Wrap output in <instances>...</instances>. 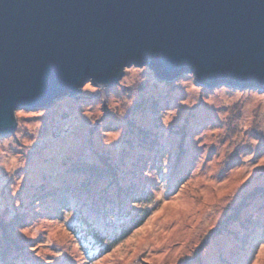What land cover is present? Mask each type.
Listing matches in <instances>:
<instances>
[{
	"label": "rangeland",
	"instance_id": "obj_1",
	"mask_svg": "<svg viewBox=\"0 0 264 264\" xmlns=\"http://www.w3.org/2000/svg\"><path fill=\"white\" fill-rule=\"evenodd\" d=\"M15 118L0 139V227L22 220L8 229L13 251L0 245L8 264H264V93L204 88L193 74L166 83L132 66L113 86L89 82ZM138 128L159 153L143 151ZM87 165L150 198L124 201L141 226L93 256L75 229L82 205L65 211L47 196L64 186L66 198L65 180L82 186ZM100 177L104 189L112 177Z\"/></svg>",
	"mask_w": 264,
	"mask_h": 264
},
{
	"label": "water",
	"instance_id": "obj_2",
	"mask_svg": "<svg viewBox=\"0 0 264 264\" xmlns=\"http://www.w3.org/2000/svg\"><path fill=\"white\" fill-rule=\"evenodd\" d=\"M132 66L264 93V0H0V139L16 111L113 86Z\"/></svg>",
	"mask_w": 264,
	"mask_h": 264
},
{
	"label": "trees",
	"instance_id": "obj_3",
	"mask_svg": "<svg viewBox=\"0 0 264 264\" xmlns=\"http://www.w3.org/2000/svg\"><path fill=\"white\" fill-rule=\"evenodd\" d=\"M137 130L138 135L142 137V141L146 144L142 145L143 151L147 150L146 147H148L150 149L149 151L147 150V152H152V146L154 145L153 153H159L158 148L155 147L157 142H154L156 138L154 132L148 128H138ZM183 131L184 130H182V132ZM181 147H183V145H181ZM144 154H146V152H144ZM144 154L142 152L141 157L138 162H136L135 165L137 167L142 166L143 163L141 160H143L142 158H144ZM84 169L90 171V179L84 180L85 183L80 187L73 186L71 188L66 187L68 186V182L65 180V188L67 189H65L64 193L67 194L66 198L61 199L62 196L58 193L59 191L61 192V190H64V186H61L63 189L55 191L51 195L48 194L47 196L55 199L53 203L56 207L60 208L59 206H66L65 208H62L65 211L70 210L75 204L82 205V208L80 209V212H82L79 215L80 219L78 220L79 222H76L77 227H75V229L78 237H80L81 246L84 248L86 255L93 256L99 251L106 250L109 244L111 246L112 243L118 242L119 239H123L131 231L141 226L140 215H138L137 218H133L134 214H131L133 212L129 210L125 200L137 197L135 203H143L148 202L150 198H147V196L142 197L139 195L140 193L137 195L138 192L134 191L136 185L128 184V178H122L118 181L115 180L117 179V175H115L112 170L101 171L98 173L100 168L96 165H87V167L83 166L81 171ZM100 173L108 174L112 177L111 183H109L104 189H101L98 186L99 179L102 178L100 177ZM92 176H95V178ZM95 179L96 181H94ZM125 181L126 183L123 184L122 182ZM69 202H72L73 204H65ZM139 209H142L141 206ZM139 212L146 214V211L144 212L143 209ZM108 216H115L116 221H108ZM20 220L21 218L17 215V217H14L7 224V228L2 225V227H0V245L7 244L5 248H8L10 252L13 251L14 242L11 240V233L8 229H10V226L13 224L22 222V220ZM0 222L2 221L0 220ZM4 257L5 256L0 257V264H8L7 258Z\"/></svg>",
	"mask_w": 264,
	"mask_h": 264
},
{
	"label": "clouds",
	"instance_id": "obj_4",
	"mask_svg": "<svg viewBox=\"0 0 264 264\" xmlns=\"http://www.w3.org/2000/svg\"><path fill=\"white\" fill-rule=\"evenodd\" d=\"M13 163H15V161H13Z\"/></svg>",
	"mask_w": 264,
	"mask_h": 264
}]
</instances>
